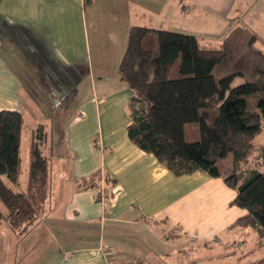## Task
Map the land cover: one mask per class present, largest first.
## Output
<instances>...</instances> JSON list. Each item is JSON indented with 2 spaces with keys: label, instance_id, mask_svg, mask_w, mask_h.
<instances>
[{
  "label": "crops",
  "instance_id": "crops-1",
  "mask_svg": "<svg viewBox=\"0 0 264 264\" xmlns=\"http://www.w3.org/2000/svg\"><path fill=\"white\" fill-rule=\"evenodd\" d=\"M132 26L192 34L207 48L243 27L258 42L264 0H0V110L20 111L23 124L32 114L31 132L43 124L41 148L54 161L42 204L49 231L34 238L43 242L41 264H159L175 252L182 264H198L200 247L214 253L228 239L240 249L248 241L255 248L252 239L262 246L253 228L232 226L246 210L221 177L176 176L129 139L132 93L117 69ZM56 69L73 87L60 110L41 107L24 88ZM140 230L169 248L151 250Z\"/></svg>",
  "mask_w": 264,
  "mask_h": 264
},
{
  "label": "trees",
  "instance_id": "trees-1",
  "mask_svg": "<svg viewBox=\"0 0 264 264\" xmlns=\"http://www.w3.org/2000/svg\"><path fill=\"white\" fill-rule=\"evenodd\" d=\"M242 31L248 32L245 38ZM255 39L237 27L220 47L207 48L192 34L132 26L117 70L132 93L129 139L176 176L200 171L221 177L236 192L232 203L246 210L232 226L251 227L264 239V143L255 142L264 132V68L233 84L245 76L235 66ZM178 58L177 76L170 77ZM23 120L20 111L0 110V201L13 227L34 218L33 193L41 202L48 196L43 124L30 139L26 190H16ZM97 177L84 180L83 187Z\"/></svg>",
  "mask_w": 264,
  "mask_h": 264
},
{
  "label": "rangeland",
  "instance_id": "rangeland-1",
  "mask_svg": "<svg viewBox=\"0 0 264 264\" xmlns=\"http://www.w3.org/2000/svg\"><path fill=\"white\" fill-rule=\"evenodd\" d=\"M242 36L245 38L246 33L242 31ZM252 35L255 36L253 32H251ZM261 36V37H260ZM258 42H253L252 46L244 48V52L235 66L236 70H241L245 72L244 77L237 76L233 84H239L240 82H243L245 79H251L253 76L254 71L256 68H264V36L259 35L257 37ZM241 41V40H240ZM14 47V46H13ZM23 54V52H21ZM33 56V55H32ZM27 58V57H26ZM32 58V57H31ZM179 58L175 62L174 67L172 68V71L170 73V77H176L177 76V65L179 63ZM35 64V63H34ZM26 79L25 83H29V77H33V71L31 66L27 64L26 66ZM61 69L51 70L50 73L46 71L44 74L45 77L42 79L44 84H40L41 80L39 79H32L36 84L35 85H24V88H26L31 94H33L34 97H36L39 100L41 107L43 108L47 107L48 109H52V107H55L56 110H60L62 107H64L66 104V98L65 95L72 93V88L66 86V84L61 83ZM78 72V70H77ZM28 74V75H27ZM41 75V74H40ZM39 76V75H38ZM60 76V77H59ZM42 75L38 78L41 79ZM120 77V75H119ZM121 78V77H120ZM122 79V78H121ZM123 80V79H122ZM45 112V111H44ZM49 112V111H47ZM31 116V117H30ZM28 118L26 117V120L23 124V128L21 131V141H20V147H19V153H20V159H21V172H20V185L17 187L16 190H25L26 185V179H27V173H28V165H29V146H30V138L32 134V127H33V115L31 114ZM48 132V140L53 141L56 137L54 134H52L50 129H47ZM256 144L264 143V132L259 134L255 139ZM47 152V151H46ZM48 158V164L50 169V180H51V172H52V161L50 155H45ZM257 152H252L251 158L253 160L256 159ZM254 162V161H253ZM2 179L10 185L8 180L3 176ZM33 199H34V220L32 221H19L16 227H13L10 224L9 218L7 215L8 210L3 205V203L0 201V210L3 213V218L0 220V264H41L43 260L44 253L41 251L42 249V241H35L34 238H38V236L41 235V233H45L46 235L49 231L48 227L46 226L44 220V208H47V205L43 204V201L41 202V198H37L35 194L33 193ZM42 203V204H41ZM46 205V206H45ZM45 208V209H46ZM36 222H42L44 224V227H39V223L35 224ZM39 227V228H38ZM237 230V229H236ZM142 240L141 243L143 245L149 246L151 250H162L169 248L170 243L166 242H160L157 241L153 236L146 238L147 231L146 230H140L139 231ZM240 240V239H239ZM238 238H235V241H238ZM230 241L228 239L227 246H223L222 244H219L220 247L219 250L216 251H209L207 246L205 248L200 247V251L196 253L198 257L200 254L203 256L197 260L198 264H264V244L262 246H259L258 243L255 244V239H252L251 242L254 243L255 248L253 245L248 241L246 244L241 246V249L236 247V245H230ZM49 242V237H48ZM258 242V239H257ZM213 247H215V243L211 244ZM258 245V246H257ZM207 247V248H206ZM162 248V249H160ZM232 252V253H231ZM168 254V258L158 257L156 258L157 261H159V264H182L180 261L183 259L181 254H178L177 252ZM213 253V254H212ZM195 253H189L188 259H191L194 257ZM212 255V257H210ZM184 260V259H183ZM44 263V261H43ZM185 264V263H183Z\"/></svg>",
  "mask_w": 264,
  "mask_h": 264
},
{
  "label": "built area",
  "instance_id": "built-area-1",
  "mask_svg": "<svg viewBox=\"0 0 264 264\" xmlns=\"http://www.w3.org/2000/svg\"><path fill=\"white\" fill-rule=\"evenodd\" d=\"M102 197V196H101Z\"/></svg>",
  "mask_w": 264,
  "mask_h": 264
}]
</instances>
